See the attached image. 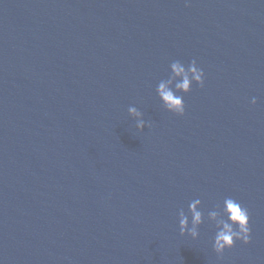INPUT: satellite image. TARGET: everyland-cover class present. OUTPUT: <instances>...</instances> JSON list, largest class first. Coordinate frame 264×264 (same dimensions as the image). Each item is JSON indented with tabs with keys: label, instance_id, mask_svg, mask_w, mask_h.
I'll list each match as a JSON object with an SVG mask.
<instances>
[{
	"label": "water",
	"instance_id": "1",
	"mask_svg": "<svg viewBox=\"0 0 264 264\" xmlns=\"http://www.w3.org/2000/svg\"><path fill=\"white\" fill-rule=\"evenodd\" d=\"M226 197L250 242L218 257L177 214ZM0 264H264V0H0Z\"/></svg>",
	"mask_w": 264,
	"mask_h": 264
},
{
	"label": "clouds",
	"instance_id": "2",
	"mask_svg": "<svg viewBox=\"0 0 264 264\" xmlns=\"http://www.w3.org/2000/svg\"><path fill=\"white\" fill-rule=\"evenodd\" d=\"M169 73L167 79L158 83L155 90L156 96L165 111L176 116H183L185 112L183 96L189 93L192 84L201 88L204 86V71L198 67L195 59L187 66L175 60L169 66ZM256 102L255 97L250 101L252 105ZM127 115L135 121L137 132L145 129L146 122L137 107L129 106ZM177 215L180 236L187 235L193 240L197 239L198 228L205 219L214 225L216 231L212 240V250L218 257L231 249L237 241L243 245H248L250 242L248 209L231 197H226L222 206L217 205L208 211L206 217L204 210L201 209L199 198L189 203L187 213L180 209Z\"/></svg>",
	"mask_w": 264,
	"mask_h": 264
}]
</instances>
